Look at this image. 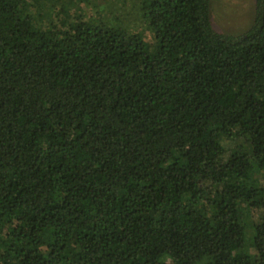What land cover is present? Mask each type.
Segmentation results:
<instances>
[{"label":"trees","instance_id":"trees-1","mask_svg":"<svg viewBox=\"0 0 264 264\" xmlns=\"http://www.w3.org/2000/svg\"><path fill=\"white\" fill-rule=\"evenodd\" d=\"M39 4L0 0V264H264V0Z\"/></svg>","mask_w":264,"mask_h":264},{"label":"rangeland","instance_id":"rangeland-1","mask_svg":"<svg viewBox=\"0 0 264 264\" xmlns=\"http://www.w3.org/2000/svg\"><path fill=\"white\" fill-rule=\"evenodd\" d=\"M70 10L66 20L71 21L72 16L103 18L107 23H129L130 26L140 25L137 17L134 0H57ZM49 0H41L36 6L35 13H41L46 22L55 21V11L60 6ZM46 6L48 7L46 9ZM54 7V8H53ZM54 12V13H53ZM253 15V0H210V19L213 27L227 33H237L244 30L251 22ZM257 179L258 173H251ZM249 234V233H248ZM250 250V246H246Z\"/></svg>","mask_w":264,"mask_h":264}]
</instances>
